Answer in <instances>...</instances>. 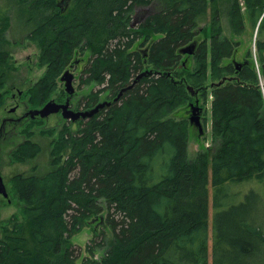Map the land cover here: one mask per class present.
Instances as JSON below:
<instances>
[{
  "label": "trees",
  "instance_id": "16d2710c",
  "mask_svg": "<svg viewBox=\"0 0 264 264\" xmlns=\"http://www.w3.org/2000/svg\"><path fill=\"white\" fill-rule=\"evenodd\" d=\"M4 1L0 20L7 24L11 10L27 39L41 49L45 72L28 92L32 109L58 93L60 77L79 53L88 56L82 84L101 87L85 98L86 108L103 92L116 98L126 91L81 121L75 134L64 125L50 145L54 170L14 178L24 220L4 230L0 264H209L210 189L212 264H264V231L258 225L264 218V41L256 42L258 67L247 51L238 68L233 59L240 43L224 35L222 22L235 35L245 32L246 19L260 31L264 0H244V9L238 0H71L66 12L59 0ZM138 8L149 13L135 29ZM208 11L211 25L199 30ZM205 31L210 39L199 42ZM1 32L0 109L9 77ZM194 41L193 56L180 53ZM147 70L171 73L186 84L149 75L129 89ZM232 77L209 94V81ZM188 86L206 103L212 97L217 143L192 159L188 121L176 117L194 99ZM42 132L53 137L56 129ZM41 151L38 143L25 141L14 159L33 160ZM247 182H257L262 191L233 189ZM95 224L109 228L112 238L106 241L96 228L89 257L81 262L71 239Z\"/></svg>",
  "mask_w": 264,
  "mask_h": 264
},
{
  "label": "rangeland",
  "instance_id": "374dc122",
  "mask_svg": "<svg viewBox=\"0 0 264 264\" xmlns=\"http://www.w3.org/2000/svg\"><path fill=\"white\" fill-rule=\"evenodd\" d=\"M62 0H59L61 2ZM241 7L244 9V0H238ZM73 6V1L69 4L68 9ZM62 9V8H61ZM7 10V6L4 0H0V11ZM66 10V11H67ZM65 11V12H66ZM8 14L6 17L9 18L8 23L4 20H0V29H2L1 34L5 38L6 47L9 52L7 58V68L9 71V77L5 84V88L1 91L4 95L5 103L4 106L0 109V118L8 115V112L5 111V108L11 110L16 103L18 98L15 100L11 98L12 94L15 93L16 95L19 94V90L23 91V97L21 100L28 104V92L33 87L35 83L39 81L41 76L45 72V68L39 66V55H40V47L37 43H34L27 39V32L19 26V24L14 20V15L11 10L7 11ZM148 9L138 8L135 14L138 16L135 18V14L133 15V20L131 22V27H137L141 24L140 21H137V18L140 17V14H143L144 18L148 15ZM208 19L205 21H200L198 24L199 30L209 29L211 22V14L208 11ZM264 17V15H263ZM262 17V18H263ZM261 18V19H262ZM143 20V19H142ZM223 25L225 26V33L224 35L227 36L229 39L233 40L234 42H239V54L238 55V62L243 60L245 53L247 51H251L253 54V58L257 60V40L264 41V22L262 27H254L249 20H245V32L242 35H235L229 28L226 27L225 19L222 20ZM261 25V21L259 26ZM259 34V35H258ZM200 41L203 42L206 38L210 39V33L202 32L199 35ZM142 50H145L146 47H142ZM193 56V55H188ZM88 59L86 54L79 53L75 59ZM241 59V60H239ZM259 65V64H258ZM77 75L76 81H74L75 93L73 96L74 98V106L75 108H80V110H84L85 105H87V101L85 100L88 95L91 93L99 91L101 88L95 83L91 85H83L82 81L79 79L80 70L77 69L75 72ZM186 72H183V75L186 76ZM211 84L209 81L208 85ZM15 86L16 88L10 90V87ZM59 89L58 93L53 96L51 100H58L59 102H63L65 98V84L59 81ZM212 89L209 88L208 92L211 93ZM107 92H104L101 95V100H105L107 98ZM61 97V98H60ZM200 106L205 108L204 114V125L203 122V133L200 135V132L195 131L190 126V117H191V106L190 104L196 103L197 98H194L187 107L182 109L180 112L177 113V118H185L189 124V142H188V155L189 158L192 159L195 157L197 153L201 150L209 147H216L217 143L214 141L213 132H212V118H211V101L213 100L211 96H209L207 103L204 101L203 96H199ZM50 100V101H51ZM29 105V104H28ZM30 109H32L29 106ZM21 110L23 107L21 106ZM21 110L17 111V115L21 114ZM190 111V114H189ZM40 123L33 125V122ZM70 126L74 134L77 131L78 126L72 125L71 121H66L62 117H59L57 114L51 115L47 121L42 118H35L33 121H30L25 127L19 131L18 136L14 139V142L10 144H5L1 146V153H0V175L3 176L7 191L9 194L8 198H5L0 193V239L4 237V230L10 229L12 230L14 224L19 221L24 220V209L25 204L20 200L19 195L14 190V178L18 175L24 176H32V175H44L55 168L51 165V142L54 138H58L59 132L64 127V125ZM27 128V130H25ZM56 129V133L53 137H48L44 135L42 132L43 130H51ZM34 141L38 143L42 151L41 153L33 160L27 161H18L14 159V153L17 151L20 145H22L25 141ZM71 154V149L65 150L62 152L61 164L64 163ZM236 191H240L242 193H247L249 190L254 189L256 191H262L263 187L259 185L257 182H247L238 184L233 188ZM106 214V213H105ZM105 215V219H106ZM213 217H214V208L212 202V189H210V204H209V264H212V243H213ZM101 225V224H100ZM258 225L264 231V218L263 215L260 216L258 221ZM98 228L100 236L104 232V239L106 241L111 240L112 233L110 232L109 228L95 225H88L86 226L80 233L76 234L72 239L71 242L73 243L75 249L78 253H80L81 258L80 261L84 258L89 257V253L87 252V246L93 244L92 241L96 239L95 230ZM94 246V245H92Z\"/></svg>",
  "mask_w": 264,
  "mask_h": 264
},
{
  "label": "water",
  "instance_id": "95a60500",
  "mask_svg": "<svg viewBox=\"0 0 264 264\" xmlns=\"http://www.w3.org/2000/svg\"><path fill=\"white\" fill-rule=\"evenodd\" d=\"M70 2H71V0H62L61 2H59L58 6L60 8H62L63 12H65L67 10ZM136 17H138V16L136 15L135 18ZM143 18H144L143 14H140V17L137 18V21L142 20ZM132 27H134V26H132ZM197 42L198 41H194L192 44L181 49L180 53L183 55H193L195 52V48L197 46ZM234 63L238 68L241 65L240 63H237L236 61H234ZM149 75H157V76L167 75L168 77H170L171 81L175 84H182V83L186 84V81L184 79H182L180 81L175 80V78L172 76L171 73H166V74L164 73L163 74V73H160L156 70H147V71L139 74L136 77V79L133 81L132 85L129 86L128 88L129 89L132 88L141 78L149 76ZM233 79H234V77L224 78L223 80H221L219 82L212 83L210 85V87L211 88H214L215 86L220 87L223 84H225V82H227V81H233ZM74 80H75L74 74L71 73L70 71H65L63 73V75L61 76L60 81L65 83V91H66L67 95L69 96V98H67V100H66V103L59 104L55 100H51L48 103H46L40 109H32L29 112L32 116V119H35L36 117H40L42 119H47L48 117H50L53 114L61 113L64 120L71 121L72 123H77L80 119L88 120V119L94 117L102 109H104L105 107L110 106L112 104V102H102V103L98 104L96 107L89 109V110H86V111L75 112V111L71 110L70 109V97H72L73 94L75 93ZM123 91H126V89H123L122 92H120V94L114 99V102H116L120 99V97L123 94ZM188 91L191 93V95L193 97H196L198 95V92H196L190 86H188ZM190 106H191L190 123H191V125H194L195 127H197L199 129L200 135H202L203 126H202L201 118H200L201 109L199 107V102L197 101L195 104L192 103V104H190ZM0 193L5 198L9 197L7 187H6V185L3 181V178L1 176H0ZM99 219L101 220V223L103 224L104 217L101 216ZM95 221L96 220H93L92 223H95Z\"/></svg>",
  "mask_w": 264,
  "mask_h": 264
},
{
  "label": "flooded vegetation",
  "instance_id": "af4514ba",
  "mask_svg": "<svg viewBox=\"0 0 264 264\" xmlns=\"http://www.w3.org/2000/svg\"><path fill=\"white\" fill-rule=\"evenodd\" d=\"M143 20H144V18H143ZM143 20H138V21H140L142 23ZM145 51L146 50H142V53L144 54V56H146ZM86 64H87L86 59H83V58L82 59H75L74 62L65 71H70L71 73H73L75 76L74 81H76L77 75L75 72L77 71V69H79L80 70L79 79L82 80V76H83V72H84V68H85ZM61 83H63V82H61ZM15 88L16 87L13 85L12 87H10V90H13ZM103 93L100 94V99L94 104V106L92 108L96 107L98 104H100L102 102H112V103L114 102L115 98H113V96L110 92H107V95H109V96H107V98L105 100H101V95ZM200 95H201V93H198V95L196 96V98H197L196 102L197 101L199 102V107L201 109L200 118H201V122H203V125H204L205 108H202L200 106V100L198 99ZM21 97H23V91L19 90L18 95L13 93L11 98L14 100L16 98H18L16 105L13 108H11V110H8V108H5V111L8 112V115H5L4 117L0 118V153H1V146L2 145H5V144L11 145L14 142V139L18 136L19 131L21 132V129L23 127H25L30 121L34 120V119H32V116L29 113L32 109L29 108V105L26 102L21 100ZM74 97L75 96L70 97V109L71 110L78 112V111H86V110L92 109V108H86V105L84 107V110H80L79 107L75 108V106H74L75 105L74 104L75 98ZM67 98H69V96L67 94H65V98H64L63 102H59L58 100H55V101L59 104H64V103H66ZM21 106L23 107V110H21ZM19 110H21V114L17 115L16 113ZM189 114H190V111H189ZM57 115L59 117H62L61 113H59ZM36 118H39V117H36ZM48 118L45 119V121H47ZM81 121H84V120L80 119L77 123H72V122L71 123H72V125L78 126ZM192 128L195 131L199 132V129L197 127H192ZM25 130H27V128H25ZM1 177H3V176H1ZM3 181L5 183L4 178H3ZM5 185H6V183H5Z\"/></svg>",
  "mask_w": 264,
  "mask_h": 264
},
{
  "label": "crops",
  "instance_id": "0c3cea01",
  "mask_svg": "<svg viewBox=\"0 0 264 264\" xmlns=\"http://www.w3.org/2000/svg\"><path fill=\"white\" fill-rule=\"evenodd\" d=\"M262 19H263V18H262ZM262 19H261V21H262ZM239 50H240V49L238 48V51L236 52L233 61L236 60V62H238V61H237V60H238V59H237V58H238V55H237V54H239ZM245 54H246V53H245ZM244 57H245V56H244ZM244 57H243V60L245 59ZM239 60H241V59H239ZM243 60L239 61L238 63L241 64ZM211 84H212V83H211Z\"/></svg>",
  "mask_w": 264,
  "mask_h": 264
},
{
  "label": "bare ground",
  "instance_id": "6f19581e",
  "mask_svg": "<svg viewBox=\"0 0 264 264\" xmlns=\"http://www.w3.org/2000/svg\"><path fill=\"white\" fill-rule=\"evenodd\" d=\"M217 2V1H216ZM219 10V9H218ZM221 12V11H220ZM215 13V12H214ZM222 13V12H221ZM8 21V20H7ZM200 25V24H199ZM217 27V26H216ZM230 27V26H229ZM136 29V28H135ZM227 37V36H226ZM253 61V60H252ZM258 63V62H257ZM101 88V87H100ZM61 98V97H60ZM92 107V106H91ZM96 228V227H95ZM72 243V242H71ZM73 244V243H72Z\"/></svg>",
  "mask_w": 264,
  "mask_h": 264
}]
</instances>
